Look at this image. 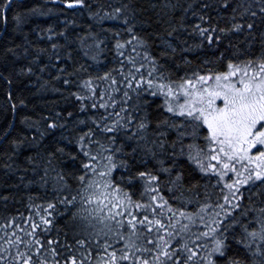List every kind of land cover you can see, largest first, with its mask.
Here are the masks:
<instances>
[{"label":"snow or ice","instance_id":"obj_1","mask_svg":"<svg viewBox=\"0 0 264 264\" xmlns=\"http://www.w3.org/2000/svg\"><path fill=\"white\" fill-rule=\"evenodd\" d=\"M9 3L0 0V12ZM62 3L86 8L99 21H122L127 38L115 28L106 30L112 37L95 32L77 37L96 72L84 63L72 72L60 69L78 112L88 114L87 119L76 114V126L82 127L74 141L78 151L68 153L77 165L68 173L73 183L61 169L45 206L31 204L38 220L32 212L27 219L17 213L21 223L11 217L0 224V264H264V0H216L223 14L217 11L215 17L206 11L213 5L200 0L192 12L198 22L189 32L198 39L181 51L207 45L218 52L199 63L183 57L181 65L174 62L176 46L165 38L176 28L155 32L166 48L154 54V41L138 30L148 21L137 16L135 4L121 3L100 15L88 0ZM47 31L49 39L65 36L51 27ZM109 39L115 56L111 67L101 69V53L113 51ZM8 53L13 49L4 59ZM60 116L45 118L41 138L68 123ZM65 151L58 146L47 155ZM54 215H67L66 225L58 227Z\"/></svg>","mask_w":264,"mask_h":264},{"label":"trees","instance_id":"obj_2","mask_svg":"<svg viewBox=\"0 0 264 264\" xmlns=\"http://www.w3.org/2000/svg\"><path fill=\"white\" fill-rule=\"evenodd\" d=\"M88 2L92 5L91 10L99 11L100 15H104L105 10L110 12L121 3L135 4L140 9L137 16L141 20L148 21L139 25L138 30L143 29L140 35L145 36L150 42L154 41L152 47L156 55H159V51L164 50L166 45L161 43L160 37L155 36V32L159 30L163 35L166 31H171V27H175L176 33L172 37L165 38L171 40L177 48L174 57L176 65L182 64L183 57L199 63L205 55L212 58L218 52L217 49L207 45L200 50L181 51L198 39L190 37L189 32L190 25L198 22V18L193 17L192 12L199 8L200 0H88ZM206 2L213 5L211 9L206 10L209 15L215 17L217 11L223 14L222 10L216 8V0H206ZM153 3L157 7H150ZM165 4L168 7H164ZM189 4H193V7L185 13L183 9ZM32 9L36 11L33 12ZM5 18L4 27L3 10L0 12V73H2L0 75V224L11 217H16V222L21 223L22 220L17 213H23V218L27 219L29 212H32L34 218L38 220L31 204L45 206L44 202L51 198L56 174L61 169H63L62 174L73 183L68 173L77 165L73 164L68 153L78 151L74 141L82 127L76 126V114L78 113L80 119H87L88 114L78 112V103L69 96L68 86L62 83L65 76L60 73V69L72 72L84 63L92 65L90 72H96V63L90 57L83 56L84 49L80 47L77 37L88 32H95L101 38L112 37V32L106 30L115 28L127 38L123 31L126 25L122 21L113 19L99 21L98 18L88 14V9H68L62 0H14L7 9ZM223 23L221 21V26ZM181 24L185 27H181ZM49 27L57 33L64 31L65 36H54L49 39L50 33L47 31ZM242 39L243 36L233 39V43H238ZM184 40H187V45L181 43ZM53 43L63 47L53 49L51 47ZM106 43L109 49H113L114 39H109ZM225 46L226 41L221 43L219 50H223ZM255 47L258 50L259 44L257 43ZM8 48L13 49V53L17 55L8 53L7 59H4V53ZM41 48L46 51L41 52ZM24 49L28 50L27 53ZM56 54L61 56V60L55 59ZM114 56V49L102 52L99 58L101 69L111 67ZM33 57L39 59L34 60ZM28 66L34 69L33 73L20 72V68ZM43 66H46L45 70L41 71ZM169 66L172 67L173 72L176 71L173 61H169ZM58 75L61 76L59 80L56 79ZM5 77L11 79L12 83L9 84ZM68 78L75 79V76ZM71 91H75V87ZM9 92L13 94L11 99L7 95ZM21 100L25 103L21 104ZM68 111H72L74 116L67 117ZM57 112L61 113L60 119L67 118L68 123L63 128L50 130L41 138L40 132L47 125L45 118L55 119ZM26 117L29 119L25 120ZM154 128L153 123L150 133ZM170 138H174V135ZM14 140H23L24 143L16 146L12 143ZM58 146H64L65 153H56L55 157H48L47 153L54 151ZM29 157L34 162H30ZM49 159H51L50 165L47 163ZM41 177L47 181V184L43 183ZM5 196L7 200L3 199ZM29 197H32L31 201ZM58 211L63 213L65 210L60 207ZM53 219L59 222L58 227L67 223V215L63 217L54 215ZM68 235L69 238L72 237L70 229Z\"/></svg>","mask_w":264,"mask_h":264},{"label":"bare ground","instance_id":"obj_3","mask_svg":"<svg viewBox=\"0 0 264 264\" xmlns=\"http://www.w3.org/2000/svg\"><path fill=\"white\" fill-rule=\"evenodd\" d=\"M10 5H11V4H10ZM10 5H9V7H10ZM9 7H8V8H9ZM8 8H7V9H8ZM7 9H6V11H7ZM4 11H5V10H4ZM6 11H5V13H6ZM5 13H4V27H5V25H6ZM14 111H15V108H14Z\"/></svg>","mask_w":264,"mask_h":264},{"label":"water","instance_id":"obj_4","mask_svg":"<svg viewBox=\"0 0 264 264\" xmlns=\"http://www.w3.org/2000/svg\"><path fill=\"white\" fill-rule=\"evenodd\" d=\"M14 0H10V3H9V5L13 2ZM16 1V0H15ZM17 1H19V0H17ZM5 11H6V9H5ZM5 11H4V13H5Z\"/></svg>","mask_w":264,"mask_h":264}]
</instances>
